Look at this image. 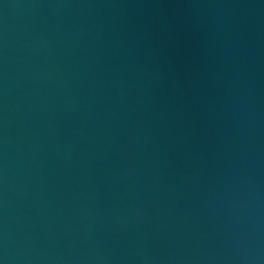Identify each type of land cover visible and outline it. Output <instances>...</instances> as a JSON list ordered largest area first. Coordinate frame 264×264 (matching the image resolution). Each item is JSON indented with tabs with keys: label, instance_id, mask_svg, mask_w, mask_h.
Segmentation results:
<instances>
[{
	"label": "water",
	"instance_id": "obj_1",
	"mask_svg": "<svg viewBox=\"0 0 264 264\" xmlns=\"http://www.w3.org/2000/svg\"><path fill=\"white\" fill-rule=\"evenodd\" d=\"M0 264H264V0H0Z\"/></svg>",
	"mask_w": 264,
	"mask_h": 264
}]
</instances>
